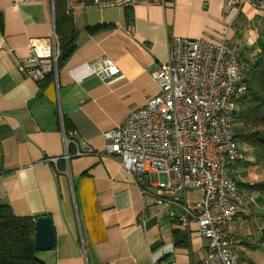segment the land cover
I'll use <instances>...</instances> for the list:
<instances>
[{
	"label": "crops",
	"instance_id": "obj_1",
	"mask_svg": "<svg viewBox=\"0 0 264 264\" xmlns=\"http://www.w3.org/2000/svg\"><path fill=\"white\" fill-rule=\"evenodd\" d=\"M66 6L78 31L76 48L59 66L57 78L49 76L40 85L19 65L28 55L29 40L52 35V0L20 6L0 0V204L17 217L51 218L55 245L36 254L41 264H203L207 240L193 218L181 220L179 208L185 203L194 211L190 195L197 194L159 195V175L138 186L118 158L98 152L75 157L70 145L67 163L59 114L68 140H86L103 151L102 132L120 126L157 96L152 74L167 61L170 36L225 42L230 49L229 42L237 57L248 55L247 47L263 37L251 32V39H237L232 28L224 31L219 24L224 13L238 11L225 0L138 3L129 8L131 26L125 9H99L90 0H67ZM241 10L259 16L248 6ZM99 58L110 59L119 76L110 81L89 76L85 64ZM245 192V207L228 226L237 236L262 218V203L254 200L264 194ZM248 247L246 252L240 247V264L247 256L251 264L250 252L256 249Z\"/></svg>",
	"mask_w": 264,
	"mask_h": 264
},
{
	"label": "built area",
	"instance_id": "obj_2",
	"mask_svg": "<svg viewBox=\"0 0 264 264\" xmlns=\"http://www.w3.org/2000/svg\"><path fill=\"white\" fill-rule=\"evenodd\" d=\"M38 0H12L14 6ZM229 7H250L264 17V0H225ZM99 9L132 8L138 3L165 5V0H90ZM53 6V0H52ZM59 45L55 30L48 38L31 39L28 55L19 70L37 84L49 76L57 78ZM89 76L110 81L119 70L108 58L85 64ZM157 96L129 113L123 124L102 132L103 151L86 140H68L62 127L65 150L62 160L92 153L118 158L138 186L149 175L159 195L197 194L195 209L180 204L181 220L193 218L199 234L207 240L203 264H240V240L228 231L245 200L230 177L228 164L242 160L236 145L235 100L244 92L241 65L225 42L170 36L167 61L152 74ZM57 165V159L48 160ZM59 173V170L56 169Z\"/></svg>",
	"mask_w": 264,
	"mask_h": 264
},
{
	"label": "trees",
	"instance_id": "obj_3",
	"mask_svg": "<svg viewBox=\"0 0 264 264\" xmlns=\"http://www.w3.org/2000/svg\"><path fill=\"white\" fill-rule=\"evenodd\" d=\"M66 4L67 0H53L54 30L59 45L58 68L75 50L78 37ZM125 20L128 26L133 24L129 8L125 9ZM257 49L252 57L238 56L245 90L235 100L234 123L236 145L243 158L232 164L251 165L240 149L245 146L251 151L253 165L264 169V35ZM236 183L248 190L264 193V180L252 185ZM38 217H17L7 204H0V264H41L34 248V221Z\"/></svg>",
	"mask_w": 264,
	"mask_h": 264
},
{
	"label": "rangeland",
	"instance_id": "obj_4",
	"mask_svg": "<svg viewBox=\"0 0 264 264\" xmlns=\"http://www.w3.org/2000/svg\"><path fill=\"white\" fill-rule=\"evenodd\" d=\"M241 11H242L241 9L238 10L237 15L231 14L229 10L224 13L225 18L219 21V24L223 26V30L227 32L230 30V28H232V32L237 39L238 38H241V39L250 38L251 39L252 38L251 32H253L254 34H261L259 37L262 38L263 37L262 33L264 32V17L256 16V15L248 16V15H245L243 11L242 12ZM227 15H229L230 17L228 21H226ZM259 40L253 43V45H250L249 47H247L248 49H250L247 52L249 57H252V55L256 54L258 50L256 47V44L259 42ZM227 46L232 50L234 48L233 45L229 42L227 43ZM240 149L245 152L246 160L249 159L248 162L251 165L242 166L241 164H228V171H229L230 177L236 182H248L252 184H257V183L262 182L264 180V169L260 166L257 167L253 165L251 161L252 159H251L250 149H248L245 146H241ZM239 188L245 200V198L247 197V194L245 192L246 188L242 186H239ZM190 197H191L190 200L192 201L191 202L192 206H194L198 198L193 194H191ZM254 202L258 205L262 203V218L258 219V221L256 222L257 224L252 223L248 225L246 227V234L238 235V236L235 235V236L240 240L241 247H243L244 252H246L245 249L248 250L249 248L248 246L255 247L253 249H256V250H251V252L248 251L252 255L251 257H249V258H252L250 262L251 264H264V195H262V198L258 197V199L254 200ZM244 207H242L240 210H242ZM251 207H253L252 203L248 205V208H246V210L248 211L249 208ZM251 213H254V215H257L256 211L251 212ZM254 223H255V220H254ZM248 243L250 244L248 245ZM242 263L249 264L248 256L246 258H243Z\"/></svg>",
	"mask_w": 264,
	"mask_h": 264
},
{
	"label": "water",
	"instance_id": "obj_5",
	"mask_svg": "<svg viewBox=\"0 0 264 264\" xmlns=\"http://www.w3.org/2000/svg\"><path fill=\"white\" fill-rule=\"evenodd\" d=\"M55 245V232L52 220L48 216H41L34 221V248L37 252L52 249Z\"/></svg>",
	"mask_w": 264,
	"mask_h": 264
}]
</instances>
